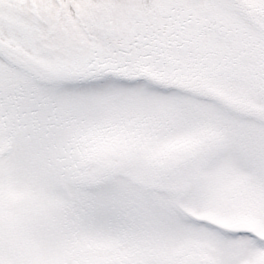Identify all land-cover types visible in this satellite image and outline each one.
I'll list each match as a JSON object with an SVG mask.
<instances>
[{
  "label": "snow or ice",
  "instance_id": "snow-or-ice-1",
  "mask_svg": "<svg viewBox=\"0 0 264 264\" xmlns=\"http://www.w3.org/2000/svg\"><path fill=\"white\" fill-rule=\"evenodd\" d=\"M0 264H264V0H0Z\"/></svg>",
  "mask_w": 264,
  "mask_h": 264
}]
</instances>
